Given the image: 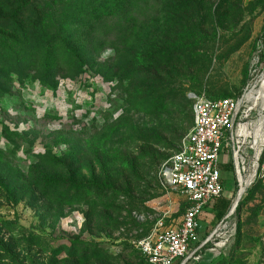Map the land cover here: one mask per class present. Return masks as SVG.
I'll return each instance as SVG.
<instances>
[{"label": "rangeland", "instance_id": "1", "mask_svg": "<svg viewBox=\"0 0 264 264\" xmlns=\"http://www.w3.org/2000/svg\"><path fill=\"white\" fill-rule=\"evenodd\" d=\"M198 1L201 8L173 19L167 0L107 17L94 7L104 20L89 33L92 45L77 54L58 38L49 49L47 83L29 62L14 64L0 49V235L24 264H141L138 243L187 209L178 191L161 186L158 168L190 132V97L241 99L264 76V0H239L230 15L223 1L217 19L218 0ZM253 97L249 121L264 102V95ZM251 143L238 153L251 157ZM226 163L221 154L219 164ZM224 182L228 191L231 176ZM238 182L234 172L231 203ZM262 194L245 212L264 204ZM234 213L208 226L198 220L200 247L212 248L186 264H244V254L230 258L235 228L225 222L235 227Z\"/></svg>", "mask_w": 264, "mask_h": 264}, {"label": "trees", "instance_id": "2", "mask_svg": "<svg viewBox=\"0 0 264 264\" xmlns=\"http://www.w3.org/2000/svg\"><path fill=\"white\" fill-rule=\"evenodd\" d=\"M101 1L104 4H99ZM179 1L181 0H167L166 2L170 8L168 16L172 19L173 16H180L182 11L193 8L192 6L194 5L200 8L202 7L201 2L198 0H188V5L191 7H187L188 5L182 6L183 4H179ZM223 1H225L227 5L229 3L228 14L230 15L234 14V4L238 3L239 0H218L217 5L214 7V19H217L218 5ZM145 5V0H0V42H2V44H0V49L2 50V47H6V49L9 50V55H6L7 59L14 62V64H16V62L17 65L20 63L23 64V62H29L31 72L36 74L34 77H37L40 72L42 75L38 79L39 82L47 83L52 76L49 49L58 38L61 37V40L72 42L71 45L75 50L74 52L79 54L80 49L92 45L93 42L92 39H89V33L96 35V33H92L96 28L93 27V25H96V23L103 24L102 21L104 19L99 17L105 16L106 14L105 17H107L109 16L108 14L113 12L126 13L128 10H131V12L139 11L143 6L145 7ZM94 7L99 9L103 7L107 12L101 16L94 17L93 13L96 10ZM197 7L195 11L199 13ZM196 13L193 15L194 17ZM89 18L91 19L88 20ZM169 20L167 25L171 27L175 22ZM168 29L171 28H166L165 30L169 32ZM92 35L91 37L93 38ZM5 36L6 38H4ZM74 36L79 38L73 39ZM262 37H264V28ZM64 42L65 41H63V43ZM261 46L264 50V42L261 43ZM17 49L20 53L18 59L14 57V51ZM147 51V49H143L140 52L141 58L144 59ZM255 53L256 48L254 46L251 54ZM261 56L264 57V53L261 54ZM221 99H228V97L212 98L210 100ZM188 101L192 104L189 99ZM191 120L193 125L192 106ZM178 139L176 137V140ZM177 151L178 150H176V152ZM3 185H5V181L0 178V190L2 191ZM262 192H264V184L258 175L250 187L246 189L243 197L238 203L239 205L235 211L236 213H234L237 220L235 233L232 238L234 247L231 250L230 258H232L233 255L242 256V254H244V264H246V257L249 254L246 250L256 247V245L261 242L254 228L257 226V217L264 210V204L260 203V205L255 206L254 209H250L249 213L245 212L244 207L248 206L256 197L260 196ZM253 194L254 197L251 198ZM261 199L264 201V194H262ZM231 200L222 197L216 199L210 213H202L199 215L198 220H207V226L219 223L230 211L232 206ZM249 226L251 227L249 228ZM1 238L0 235V264H24V261L22 262L20 259L19 252H16L17 250L12 247L13 243L3 241ZM197 247H200V243L196 244V248ZM209 247L212 248L208 243L202 248L200 247L196 255H204L209 251ZM141 258V264H146L144 257L141 256Z\"/></svg>", "mask_w": 264, "mask_h": 264}, {"label": "built area", "instance_id": "3", "mask_svg": "<svg viewBox=\"0 0 264 264\" xmlns=\"http://www.w3.org/2000/svg\"><path fill=\"white\" fill-rule=\"evenodd\" d=\"M249 94L241 99L190 97L193 102L190 132L181 140L178 151L158 168L161 186L178 191L188 207L177 222L168 227L157 223L153 232L138 243L146 264H186L195 259L200 248H196L198 217L223 193L219 167L223 151L232 150L236 160L240 148L258 137L263 143L258 175L263 177L264 108L255 113L253 124L248 125L256 101Z\"/></svg>", "mask_w": 264, "mask_h": 264}, {"label": "crops", "instance_id": "4", "mask_svg": "<svg viewBox=\"0 0 264 264\" xmlns=\"http://www.w3.org/2000/svg\"><path fill=\"white\" fill-rule=\"evenodd\" d=\"M261 104H262V108H263L264 102ZM249 119H248L247 123H248V125H252L253 121H249ZM251 142H252L251 144L253 145V148H254L253 155L251 157H249L248 154H244L243 156H241L238 153V157H236V159H238L240 161L238 164L240 168L237 167L236 160L232 154V152H233L232 150L222 152V154L228 160V163H226V165H220L219 164V167L221 168V172H222V185H223V193H222L221 197H223L227 200H231V197L233 195L234 186L236 185L233 183L234 172L236 173L237 178H238L240 173L242 174V176L245 174L247 175V177L243 176V178H244V189L245 190L248 189L247 187H250V185L253 183L254 179H256V175L259 174V171H260L259 165L261 163L262 153H263L262 152L263 151L262 150L263 149V147H262L263 143H262V140L259 139L258 137L253 138L251 140ZM244 145H246V143ZM236 154H237V152H236ZM232 157H233L234 164H233V166L232 165L230 166L229 161L231 160ZM259 161H260V163L258 164L257 162H259ZM246 163H248V164L246 165ZM224 174L230 175L232 178V183H231V186L228 189V191H226V189H225L226 187L224 186L225 185ZM261 179H262V182L264 184V172H263V177ZM238 184H239V182H238ZM233 202H232V205L235 206V204ZM206 213H208V212H204V214H206ZM228 214H227V216H225V218L231 217L230 215L228 216ZM227 223L229 224L228 230H230V229L232 230V228H235V227H233V224L231 222H225L226 225H227ZM254 230L258 233L257 235H259L261 242H259L256 245V247L249 249V250H246V252L249 253L248 256L246 257V264H253V260H254L253 258H255V264H264V210L257 217V226L254 228ZM211 235H212V233L210 234V236ZM197 237L199 238L198 234H197ZM229 240H230V238H228V240H226L227 243H229ZM209 255H212L211 252L206 257H209Z\"/></svg>", "mask_w": 264, "mask_h": 264}, {"label": "bare ground", "instance_id": "5", "mask_svg": "<svg viewBox=\"0 0 264 264\" xmlns=\"http://www.w3.org/2000/svg\"><path fill=\"white\" fill-rule=\"evenodd\" d=\"M250 92V94L248 95L249 96V98L250 97H253V96H256V97H258V99H261V97L264 95V76H263V80H262V84L259 86V88L256 90V91H249ZM254 99H255V97H254ZM256 100H257V98H256ZM260 128V127H259ZM258 130L259 129H257L256 130V133H258ZM239 160L238 159H236V164H237V167L238 168H240L239 167ZM238 181H239V183L241 184V190H243L244 189V178H243V176H242V174L240 173L239 174V176H238ZM237 196H238V192H237ZM237 196H236V199H237ZM236 199L234 200V204H235V202H236ZM235 206H236V204H235ZM235 206H234V208H235ZM236 209V208H235ZM235 211V210H234ZM233 214V213H232ZM230 216H232V215H230Z\"/></svg>", "mask_w": 264, "mask_h": 264}, {"label": "water", "instance_id": "6", "mask_svg": "<svg viewBox=\"0 0 264 264\" xmlns=\"http://www.w3.org/2000/svg\"><path fill=\"white\" fill-rule=\"evenodd\" d=\"M238 186H239V190H238V196H237V199H236V202H235V204H236L235 208L238 206L237 203H238L240 197L242 196V194L244 193V189L243 190L240 189L241 188V184L240 183L238 184ZM235 208H234L233 205L231 206V209H230V212H229L228 216L231 215L232 213H234Z\"/></svg>", "mask_w": 264, "mask_h": 264}]
</instances>
